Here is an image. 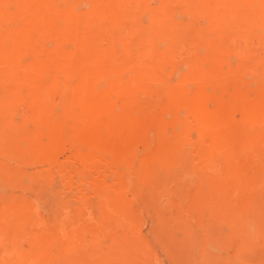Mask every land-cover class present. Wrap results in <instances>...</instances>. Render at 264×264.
<instances>
[{
	"label": "rangeland",
	"instance_id": "1",
	"mask_svg": "<svg viewBox=\"0 0 264 264\" xmlns=\"http://www.w3.org/2000/svg\"><path fill=\"white\" fill-rule=\"evenodd\" d=\"M190 75L210 118L264 116V0H0V264H264V145L226 191L197 189L144 178L155 126L132 143L118 122L140 93L180 131L159 93Z\"/></svg>",
	"mask_w": 264,
	"mask_h": 264
},
{
	"label": "bare ground",
	"instance_id": "2",
	"mask_svg": "<svg viewBox=\"0 0 264 264\" xmlns=\"http://www.w3.org/2000/svg\"><path fill=\"white\" fill-rule=\"evenodd\" d=\"M222 46L220 43L218 47L210 48L216 59L220 56L217 52ZM212 75L215 78L216 71ZM193 76L197 81L196 84L203 87L200 77H205L206 74L201 64L196 65ZM193 76L183 77L179 84L166 83L164 90L159 93L160 109L170 112V123L181 127L180 131L169 135L166 129L168 123L163 119H154L148 109L137 103L140 93H133L127 100V106L134 104L132 107H137L135 111L131 106L130 108L126 106V110H129L128 114L119 117L118 122L127 127L132 143L133 140L142 141L143 135L149 130L148 124L153 123L155 126L158 137L155 150L151 151L144 160L135 162L144 178L154 175L159 178L168 177L180 171L187 177H192L194 187L197 189L209 183L212 187L217 186L226 191L229 184L233 185L237 182L242 172L240 164L251 157L255 145H264V116L254 107L242 114L241 121H235L227 112L221 113L216 119L201 113L203 103L197 97H190L187 90ZM183 110H187V115L180 118V112ZM23 133L22 129L13 128L10 136L19 139ZM27 140L30 141L29 148L41 157L42 151L55 148V146L42 147L39 136H32ZM14 146L19 147V141L14 143ZM119 155L121 159L125 161L127 159L129 164L134 158L129 153ZM51 159L53 158L47 161L51 162ZM92 164L93 162L90 165L95 166ZM103 165L99 173L105 174L111 168L107 166L109 164ZM208 177L210 179L205 181Z\"/></svg>",
	"mask_w": 264,
	"mask_h": 264
}]
</instances>
